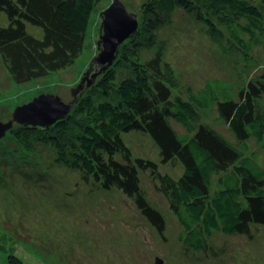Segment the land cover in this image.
Segmentation results:
<instances>
[{
	"label": "trees",
	"instance_id": "trees-1",
	"mask_svg": "<svg viewBox=\"0 0 264 264\" xmlns=\"http://www.w3.org/2000/svg\"><path fill=\"white\" fill-rule=\"evenodd\" d=\"M100 1L0 0L7 19L0 25V55L13 80L26 82L69 66L82 51ZM174 8L201 22L223 55L253 67L250 52L254 46L264 48V0H144L136 33L118 46L114 64L73 110L45 129L18 123L9 136L25 144L27 134L54 148L57 163L79 170L98 190H119L162 234L166 218L149 202L137 166L149 169L177 218L179 240L191 251H205L218 231L247 235L251 224H264V74L242 85L209 78L187 85L185 93L174 92L168 62L158 52L142 59L140 51L151 48ZM28 23L41 28L42 36L30 34ZM212 109L233 141L203 121ZM133 129L153 139L163 163H180L181 173L162 172L151 160H131L122 134ZM8 239L0 233V245ZM6 259L0 264H23L15 250Z\"/></svg>",
	"mask_w": 264,
	"mask_h": 264
},
{
	"label": "rangeland",
	"instance_id": "rangeland-1",
	"mask_svg": "<svg viewBox=\"0 0 264 264\" xmlns=\"http://www.w3.org/2000/svg\"><path fill=\"white\" fill-rule=\"evenodd\" d=\"M120 1L128 11L137 13L139 23L144 0ZM112 2L98 3L81 53L65 68L17 83L0 55L1 122L11 119L16 107L40 94L51 93L66 104L73 100V89L98 53L100 12ZM1 24H7L2 11ZM26 29L35 37L42 36V29L36 25L28 23ZM155 35L151 48L140 50L141 58L149 60L160 53L162 62H168L174 71V92L185 93L187 85H202L209 78H225L242 85L264 74V48L254 46L250 52L255 56L252 68L236 57L225 56L212 43L205 26L179 8L172 10L170 22L158 28ZM216 116L212 109L203 121L233 141L226 124L217 123ZM9 131L0 139V233L9 238L0 245V263H6L8 252L15 250L23 264H154L156 257L162 264H264V224H251L247 235L218 231L208 238L205 251H191L179 240L177 218L149 169L137 166L149 202L166 218L162 234L119 190H98L99 186L84 179L79 170L57 163L54 148L30 140L27 134L22 144L21 139L10 137ZM122 138L131 151V160H151L162 172L174 176L181 173L180 163L161 161L158 147L148 134L133 129L123 132ZM254 143L250 140L251 148L256 147Z\"/></svg>",
	"mask_w": 264,
	"mask_h": 264
},
{
	"label": "water",
	"instance_id": "water-1",
	"mask_svg": "<svg viewBox=\"0 0 264 264\" xmlns=\"http://www.w3.org/2000/svg\"><path fill=\"white\" fill-rule=\"evenodd\" d=\"M100 15L102 20L97 41L98 53L90 60L80 83L73 89V100L66 104L51 93L38 95L32 102L16 107L11 119L0 121V139L17 122L45 129L62 120L73 110L74 103L80 100L84 91L94 85L95 79L114 64L118 46L137 31V13L128 11L120 0H113ZM154 264H162V259L156 257Z\"/></svg>",
	"mask_w": 264,
	"mask_h": 264
},
{
	"label": "bare ground",
	"instance_id": "bare-ground-1",
	"mask_svg": "<svg viewBox=\"0 0 264 264\" xmlns=\"http://www.w3.org/2000/svg\"><path fill=\"white\" fill-rule=\"evenodd\" d=\"M89 88H91V87H89ZM89 88H87V90H88Z\"/></svg>",
	"mask_w": 264,
	"mask_h": 264
}]
</instances>
